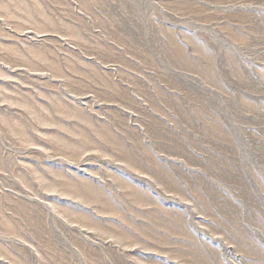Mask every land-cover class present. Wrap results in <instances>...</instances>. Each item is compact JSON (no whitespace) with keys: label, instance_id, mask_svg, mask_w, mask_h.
<instances>
[{"label":"rangeland","instance_id":"rangeland-1","mask_svg":"<svg viewBox=\"0 0 264 264\" xmlns=\"http://www.w3.org/2000/svg\"><path fill=\"white\" fill-rule=\"evenodd\" d=\"M0 264H264V0H0Z\"/></svg>","mask_w":264,"mask_h":264}]
</instances>
